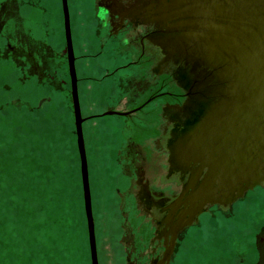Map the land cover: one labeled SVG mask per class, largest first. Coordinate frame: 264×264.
Returning a JSON list of instances; mask_svg holds the SVG:
<instances>
[{"label":"rangeland","instance_id":"obj_1","mask_svg":"<svg viewBox=\"0 0 264 264\" xmlns=\"http://www.w3.org/2000/svg\"><path fill=\"white\" fill-rule=\"evenodd\" d=\"M104 2L68 0L98 263L264 264V183L204 205L174 237L161 219L190 173L171 175L160 136L197 110L190 98L92 117L129 113L138 88H157L156 60L126 67L139 36L111 34ZM173 63L163 91L186 94ZM215 74L196 88L217 94ZM0 264H91L60 0H0Z\"/></svg>","mask_w":264,"mask_h":264},{"label":"water","instance_id":"obj_2","mask_svg":"<svg viewBox=\"0 0 264 264\" xmlns=\"http://www.w3.org/2000/svg\"><path fill=\"white\" fill-rule=\"evenodd\" d=\"M162 5L168 26L158 42L167 56L181 57L189 80L185 95L197 108L188 110L169 146L171 166L190 173L169 219L179 206L188 207L167 223L174 237L204 205L224 206L264 183V0H162ZM61 8L90 262L99 264L68 0H61ZM204 68L207 73L198 79ZM213 73L221 85L217 94L196 88Z\"/></svg>","mask_w":264,"mask_h":264},{"label":"flooded vegetation","instance_id":"obj_3","mask_svg":"<svg viewBox=\"0 0 264 264\" xmlns=\"http://www.w3.org/2000/svg\"><path fill=\"white\" fill-rule=\"evenodd\" d=\"M104 1H106L104 2L106 3L105 6L103 3L99 11L101 13L105 12V19H107L106 24L111 25L110 31L113 30V33L111 34L125 33L126 35L128 34L131 37H134L135 35L137 37L139 36V38L136 40L139 49L138 52L135 53L136 54L135 60L128 63L126 67L130 68L132 66L133 67L135 66L136 68H140L141 66L143 67L146 64V62H149V59L156 60L155 61L156 65L153 72L158 75L155 84L157 86V88L155 87L157 90L155 89V92L151 94V92H148L150 90H147L144 87L142 89L138 88L137 90L138 93L136 94V98H140L141 100L142 99L144 100L142 101L141 104L132 108L136 111L131 109L132 111H134L131 112L132 113L139 112L142 109H144L146 106H148L150 103L154 102L155 100H166V98H169L171 101H173L174 104H179L180 102H182V99L185 98V94H182L180 92L169 93L163 91L164 87L166 86L165 83L166 64L171 61L172 63L174 62L175 64H178L176 68L178 69V72H182L184 70L183 69L184 64L174 60L177 58H173V56H167L166 51L163 50V48L160 45L161 40L160 42H158L159 37L161 39L162 37L163 38L165 37V32L168 26L167 20H165L163 17L162 0H104ZM75 63H76V57H75ZM77 86H78V82H77ZM132 93H134V91ZM92 117H102V115L100 116L96 115ZM180 122H182V120L180 121L176 120L175 127L170 126L168 132L166 130L164 132H161L162 135L160 137L166 136L165 138L170 139L168 140V147L174 140L175 135L183 129L182 126L180 129L177 128V126L178 127L180 126L179 125ZM82 129H83V124H82ZM173 170L177 172L174 171L171 172L170 170V173L171 175L174 174L178 175L179 183H181L182 180L185 179L186 175L188 174V173L184 174L178 168H173ZM178 198L179 196L176 198V200ZM176 200H174L167 206L166 211H164L163 213L161 212L162 213L161 219L165 220L166 223L171 222V219H169L170 215L172 214L171 208L172 205L176 202ZM176 211L177 210H175V215L177 216ZM177 220H178V216H177ZM170 230L172 229L170 228ZM164 261H166V259Z\"/></svg>","mask_w":264,"mask_h":264}]
</instances>
